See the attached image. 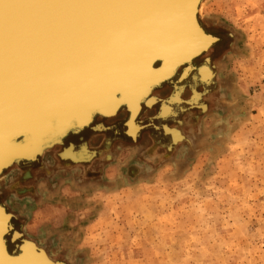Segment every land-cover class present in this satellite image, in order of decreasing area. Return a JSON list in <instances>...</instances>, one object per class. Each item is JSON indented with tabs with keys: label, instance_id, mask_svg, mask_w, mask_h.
<instances>
[{
	"label": "rangeland",
	"instance_id": "374dc122",
	"mask_svg": "<svg viewBox=\"0 0 264 264\" xmlns=\"http://www.w3.org/2000/svg\"><path fill=\"white\" fill-rule=\"evenodd\" d=\"M199 15L222 23L216 28L223 40L212 59H226L220 69L216 62L204 63L213 69L206 79L218 74L216 86L204 93L200 87L201 93L187 98L189 104L178 103L182 89L159 104V115L173 118L170 122L179 127L186 124L187 136L165 122L172 143L180 141L170 150L162 122L157 121L159 128L147 125L141 131V112L136 115L134 103L125 99L129 109L124 125L121 113L110 118L109 124H115L105 133L82 132L92 148L101 150L91 162L94 168L85 163L66 166L57 158L60 147H55L22 164L23 171L0 176V205L15 215L12 231L17 235L10 231L7 238L12 253L22 255L32 246L46 264H264V0H204ZM225 26L239 33L236 50ZM189 59L172 63V69ZM191 66L181 73L190 74ZM198 77L202 81L200 71ZM143 87L133 89L137 98L144 96ZM111 93L97 102L113 106L117 99H109ZM93 103L80 120L90 116ZM163 106L169 114H161ZM140 120L149 122L143 115ZM121 129L132 136L142 133L128 139ZM107 138L110 147L104 148ZM69 140L81 142L76 136ZM86 148L68 147L62 151L65 162L73 157L88 161L93 153ZM146 151L149 157L143 155ZM35 152L33 145L22 155L35 157ZM72 175L82 187L66 179ZM21 226L23 237L33 243L22 241Z\"/></svg>",
	"mask_w": 264,
	"mask_h": 264
},
{
	"label": "bare ground",
	"instance_id": "6f19581e",
	"mask_svg": "<svg viewBox=\"0 0 264 264\" xmlns=\"http://www.w3.org/2000/svg\"><path fill=\"white\" fill-rule=\"evenodd\" d=\"M146 3L147 0H0V157L35 147L36 140L16 143L8 138L23 127L34 132L43 127L51 130V112L64 125L69 117L82 119L91 101L100 102V97L108 92L107 83L118 79L131 66L145 68L135 79L130 76L126 80H131V87L121 89V95L134 103L137 115L142 98H137L133 89L143 86L144 77L152 70L139 60L152 47L174 48L177 42L171 47L165 38L173 17L181 12L180 0L173 1L170 21L163 30L145 11ZM188 27L192 29L193 25ZM187 32L184 30L181 35ZM188 40L196 48L201 37L192 32ZM167 63L172 67V62ZM199 71L202 81L213 73L206 64ZM188 74L186 71L182 78ZM209 78L206 82L213 80ZM80 91L81 95H77ZM46 96L53 99L45 100ZM61 97V101L57 100ZM109 99L118 97L112 94ZM39 103L46 109L34 114L32 110ZM165 107L162 115L169 114ZM12 218L8 209L0 205V264H46L45 257L32 246L22 255L8 249L10 231L16 234L12 231Z\"/></svg>",
	"mask_w": 264,
	"mask_h": 264
},
{
	"label": "water",
	"instance_id": "95a60500",
	"mask_svg": "<svg viewBox=\"0 0 264 264\" xmlns=\"http://www.w3.org/2000/svg\"><path fill=\"white\" fill-rule=\"evenodd\" d=\"M173 1H175V0H147V3L145 5H143L147 14L152 16L154 19H156L158 25L160 27H163V30L166 29L165 26L168 25V23L170 21L171 16L169 15V8H170V5L172 4ZM202 1H204V0H199V6L201 5ZM180 4H181V12L178 16H176V18L173 17L172 21L169 24L170 27L168 28L169 34L165 38L166 43L169 45L170 44L172 45L174 42H177L174 46V49H168V48H161L160 49L157 46H155V47L150 48L145 54H143V56L139 60L141 62L143 61V63H145V65L149 64L148 66L151 69H153V71L160 69V68L162 69L159 72H156L154 74L149 73L146 76V81L143 85L144 87L142 88V90L145 92V94L141 100V108L139 105V113L141 112L140 117H139V121L141 122L140 125L142 127L141 131L147 125H152L155 128H159L160 126L157 124V121L162 122L161 128L164 130L167 129V127H166L167 124L165 122H168L170 124L172 123V122H170V120H173V122H175L173 118L166 119L168 117L163 118L162 116L159 115L160 114L159 104L164 100L172 99V96L177 92V89H179V90L182 89V91H183L182 92L183 98L182 99L180 98L181 100H179L180 102H178L179 105H180V103L189 104L187 98L189 97L190 94H192L194 92L198 93L201 90L200 87L203 88V90H201V91H202V93H204V91L206 90V87H208L210 85H211V87H213L219 83L218 74H216V76L213 77V80L211 82L200 81V79L198 77V71H199V67H201L202 64L206 63L207 60L211 61L213 64H215V62H216L218 64L219 69H220L221 64L224 63V61L226 59L225 58L226 55H224L223 56L224 58H221L220 60L212 59V54L213 53L216 54V51L218 50L217 46L223 40L222 35L219 33L218 29L216 28V26H220V25H222V23L219 21L218 18H215L212 16L202 18L199 15V10L194 16H192L190 18L188 11H187L186 0H180ZM190 24L193 25V28L195 31L193 29H190L189 32L181 35L184 32V30H186V28H188V25H190ZM224 28H225V30L228 31L230 37L232 38V42L230 43L231 49L236 50L235 42L238 39H240L239 33L232 30L229 27L225 26ZM192 32L193 33L194 32L200 33L199 36L202 38V40L205 43L199 42L200 43L199 45H201V46L200 47L198 46L196 48L194 47V42L192 44H190V41L189 40L187 41V36H188V34L191 35ZM197 41H195V44L197 43ZM172 52H174L173 60L170 59V56L173 55V54H171ZM190 54H192V55H191V59H189V61H186V62L178 65L175 69L174 68L172 69V67H169V64L167 62H172V63L176 64L179 61H182L183 56L190 55ZM189 63L192 64V66H191L192 71L190 72V74L187 77H185L184 79H180L179 78V77H181L180 74H182L181 69H183L185 66L189 65ZM164 64L168 65V68H162V66ZM219 69H218V73H219ZM144 71H145V68H142L139 70V68L137 66H131V68L124 70L122 76H120L118 79H116L112 83H110V82L107 83V85L105 86L106 91H109V93L112 92L111 94H116V96L119 98L116 100L115 103L112 104L113 106H111L110 108L102 107L103 105L99 104V102H97L96 99H93V100L90 99L87 101V103L92 100L93 102H96L93 104H97V105H101V106H96V107L93 106L94 108H92L90 116L85 117L84 120H80L76 117H69V119L70 118L71 119L64 125V124L59 123L58 122L59 118L55 117V115H53V113L51 112L50 116H49V120H50V122L54 123V128H52L51 130H44L41 132L22 130V131H19L17 134H15L12 137L9 136L8 140H10V142H16V143H18V142L19 143H25L23 141H27L30 139L36 140L37 145H36V152L35 153H37V154L35 157H28V158L25 157L26 155H22L23 152L22 153H15V152L11 151L10 153L5 154V156L0 157V161H2V162H0V176L2 177L4 175L3 177H5L6 174L9 173L10 171H12L13 169L23 171L24 169H22V167H21L22 164H24V163L29 164V163H32L34 161H37L40 157H42V155H44V153H46L47 151H51L55 147L56 148L60 147V149L57 151V158L61 157L64 160L63 162L66 166L72 165V164H77L76 162L79 163V162L83 161V160L78 159L77 157H73L72 161H71L72 163H70V162L67 163V162H65L67 158H65L62 155V151L64 152L65 149H67L68 147H71V146L76 147V148L80 147V146L82 147L83 145L86 146V141L89 142V140H84L86 138H85V135L82 133L86 129H92L93 132L91 134H95V133L97 134V132H104L105 133V132L111 130L114 127L115 123L109 124L110 118L112 119V118H115L116 116H120L121 113H124V115L121 116L122 117V123L121 124L124 125V121L126 120L127 114H128L127 109H129V108H128L127 103L125 102V98H123V99L120 98L121 92H123L121 89H123V88H126L125 90L128 89L127 86L129 83H128V81L126 82V80L130 76H132V79H135L136 78L135 76L137 74H140ZM177 76H178V78H176ZM220 82H222V81H220ZM167 88H169L168 91H167ZM117 91H118V94H117ZM201 91H200V93H201ZM81 92L82 91H80L77 95H81L80 94ZM186 94H188V95L185 96ZM62 98L63 97H61L60 99H57V100L61 101ZM44 99L50 100V99H53V97L46 96ZM64 101H65V97H64ZM201 103H202V100L199 99L197 104L200 105ZM42 104L43 103H39L33 108L32 111L34 112V114H38L40 111L46 109V107H44ZM75 108H77V107H75ZM75 108H72V109H75ZM149 108H153L152 112L148 115H145L144 111L146 109H149ZM103 109H109L111 111L103 113L104 112ZM208 112H209V110L206 111V113H208ZM141 115L147 117V119L149 121L147 124L143 123L140 120ZM98 125H101L102 127L100 129L99 128L97 129L96 127ZM121 130L122 131H120V133H122L123 136L127 137L128 139H137L142 133V132H139V133L135 134L136 136H132V135H129L128 133L124 132L123 129H121ZM74 136L80 138L81 144L75 143V142L69 140L70 138H72ZM67 140L69 141L68 143H66ZM108 142L110 144V139H108V138L105 139V141L103 143L104 148L107 147ZM175 143L176 142L174 141L172 144L170 143L171 145L168 144L167 148L171 149V146ZM178 143H180V142H178ZM178 143L176 145H178ZM90 146H91V144H90ZM90 146H88V147L91 148ZM89 150H91V152L93 154H91V156H89L88 159L94 158L101 151V150H96L95 148H91ZM142 151H143V149H142ZM44 163H42V165H44ZM25 169L27 171H31L30 167H26ZM50 172L53 173V170H50ZM19 181L16 180V182H18V184H20ZM19 187H20V185H19ZM21 187H32V186H26V185L22 184ZM12 217L14 218L15 215H13ZM19 230L22 231V234H21L22 241L25 240L28 243L34 242V239L31 240L32 238H30V237H27V238L23 237V235H25V234H24V229L22 228V226ZM22 247H23V245H22ZM54 260L58 261L59 259L54 258Z\"/></svg>",
	"mask_w": 264,
	"mask_h": 264
},
{
	"label": "crops",
	"instance_id": "0c3cea01",
	"mask_svg": "<svg viewBox=\"0 0 264 264\" xmlns=\"http://www.w3.org/2000/svg\"><path fill=\"white\" fill-rule=\"evenodd\" d=\"M198 108V107H197ZM191 111H193V110H191ZM186 114H187V112H186ZM183 120H185L186 121V119L185 118H183ZM167 124H168V126L170 127V128H173V129H177L178 131H180V132H182V134L183 135H186L187 136V133H186V131H185V126H186V124H185V126H183V127H179L178 125H174V123H168L167 122ZM163 130V133H164V135L165 136H168L169 135V138H170V141H171V144H172V139H171V136H170V134L169 133H166L165 131H164V129H162ZM182 141V140H181ZM180 142V141H179ZM90 142H88V141H86V150L87 151H89V149H91L92 148V145L90 146V144H89ZM110 143H111V141H110ZM170 144V145H171ZM88 146H90L91 148H89ZM110 147V144H109V142L107 143V147ZM141 146H144V145H141ZM141 146H139V147H141ZM141 148H143V149H145L146 148V146H144V147H141ZM176 148V143L174 144V145H172L171 146V149L170 150H172V149H175ZM83 149V148H82ZM91 151V150H90ZM106 151V150H105ZM108 154V153H107ZM144 156H146V157H149V154H148V152L146 151L145 152V154H143ZM72 160H70V163H72L71 162ZM94 160H93V158H91V159H89L88 161H81V162H79V163H85V164H90L91 166L94 164H92L91 162H93ZM152 162V161H151ZM76 163H78V162H76ZM93 168H94V165L92 166ZM129 167V166H128ZM79 169H81V170H85V169H83V168H79ZM122 169V168H121ZM80 172H82V171H80ZM125 173V169L123 168L122 170H121V175H123ZM154 175V174H153ZM153 175H151V176H153ZM72 177H73V175L72 176H69V177H67L66 179L67 180H71V183L74 185V186H76V187H82V185H80L78 182H75V178L74 179H72ZM84 187H88V185H86V186H84Z\"/></svg>",
	"mask_w": 264,
	"mask_h": 264
},
{
	"label": "snow or ice",
	"instance_id": "6c2138e0",
	"mask_svg": "<svg viewBox=\"0 0 264 264\" xmlns=\"http://www.w3.org/2000/svg\"><path fill=\"white\" fill-rule=\"evenodd\" d=\"M186 6H187V11H188L189 17L191 18L199 10V0H186ZM201 42L205 43L202 40V38H201ZM195 102H196V98L193 99V103H195Z\"/></svg>",
	"mask_w": 264,
	"mask_h": 264
}]
</instances>
